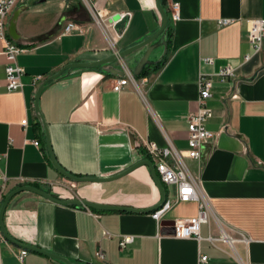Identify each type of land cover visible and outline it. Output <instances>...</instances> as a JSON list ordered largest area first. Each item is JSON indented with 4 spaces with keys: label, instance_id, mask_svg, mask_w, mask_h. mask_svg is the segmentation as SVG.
<instances>
[{
    "label": "crops",
    "instance_id": "1",
    "mask_svg": "<svg viewBox=\"0 0 264 264\" xmlns=\"http://www.w3.org/2000/svg\"><path fill=\"white\" fill-rule=\"evenodd\" d=\"M174 2L177 20L172 18ZM164 5L168 22L159 42L166 44L153 49V64L143 68L142 76L134 75V70L146 48L114 64L125 69L124 76L134 78L120 92L113 87L124 76L102 68L72 70L43 90L40 107L63 167L80 176H110L138 160L151 159L141 139L187 149V120L197 106L198 79L200 74L209 75L211 97L205 104L212 116L206 127L215 136L202 145L201 162L184 159L199 178L208 221L199 224L197 236L175 237L172 225H161L152 212L95 211L25 190L13 196L4 215L5 227L16 240L76 264H199L202 254L208 257L207 264H264V41L259 53L242 61L250 51L247 20L264 18V0H164ZM16 10L18 38L13 40L7 28ZM97 11L105 14L102 24L96 21ZM122 13L126 17L120 21ZM221 18L232 21L220 26ZM115 20L118 23L111 25ZM69 22L82 31L65 33ZM160 24L155 0L16 4L6 31L22 49L17 63L25 73L22 89L7 88L6 41L0 38V168L8 177L4 188L0 181V208L22 185L61 198L75 196L66 184L71 180L51 163L35 111L41 83L71 62L124 50L153 34ZM224 65L235 67L236 76L221 81L216 73ZM25 118L27 128L22 125ZM74 183L85 185L75 198L96 202L148 208L160 198L147 166L110 182ZM163 186L171 202L164 219H187L203 210L198 201L176 202L175 188ZM123 235H133V242L121 246ZM222 238L230 241L223 243ZM22 248L0 228V264H63L28 249L21 261L17 253ZM100 249L105 259L97 257Z\"/></svg>",
    "mask_w": 264,
    "mask_h": 264
},
{
    "label": "built area",
    "instance_id": "2",
    "mask_svg": "<svg viewBox=\"0 0 264 264\" xmlns=\"http://www.w3.org/2000/svg\"><path fill=\"white\" fill-rule=\"evenodd\" d=\"M20 0H0V38L6 41L4 54L8 59L6 66L7 72V88L9 90H20L23 87L21 76L25 73V68L17 63V56L21 53L22 49L16 45L12 40L7 38L6 20L14 7ZM172 18L177 20L179 18L178 3L171 4ZM126 17L125 13L121 14L120 21ZM96 21L100 24L105 21V14L101 11L95 12ZM232 20L228 18L218 19V25L229 24ZM118 21H113L111 25L115 26ZM248 24V44L250 51L246 53L242 61H248L253 55L259 53L263 47L264 41V18H252L247 20ZM72 30L82 31L74 22H69L66 26L65 33ZM206 62H212V58H206ZM216 75L221 81L227 78L236 76V68L231 65H224L219 68ZM134 78L131 74L124 77H119L113 87L117 92H120L124 87L130 85ZM212 80L207 74H200L198 79V98L197 106L192 111L187 120V144L188 147L185 151H181L168 144L165 147L159 146L156 142L150 139H141V146L144 147L153 161L156 172L166 186H174L176 189V202L198 201L200 209L198 214L182 220H175L172 225L173 236L175 237H189L192 235L197 236L199 231V224L208 221L206 214V200L202 196L199 185V178L194 176L184 163V157L195 159L199 162L202 161V145L212 139L215 134L208 130L206 127L207 120L212 116V111L206 106V100L211 97ZM23 127L27 128L29 125L28 118L22 121ZM38 146L40 142L34 141ZM8 177L5 172L0 168V181L4 183L3 188ZM171 208V202L167 199L165 202L153 212V218L158 222L165 218L166 213ZM109 234V232H106ZM111 235V234H109ZM243 240L245 238H242ZM133 235H123L121 239V246L133 242ZM228 240V238H222ZM28 250L25 248L20 249L17 253L19 260L23 261L27 256ZM100 259H105V252L100 249L96 254ZM208 257L205 254L199 256V264H207Z\"/></svg>",
    "mask_w": 264,
    "mask_h": 264
},
{
    "label": "water",
    "instance_id": "3",
    "mask_svg": "<svg viewBox=\"0 0 264 264\" xmlns=\"http://www.w3.org/2000/svg\"><path fill=\"white\" fill-rule=\"evenodd\" d=\"M155 5H156V9L160 15L161 24H160L159 28L153 34H151L150 36H148L144 40H141L140 42H137L136 44H134V45H132V46H130L124 50L114 52L112 55H110L108 57L89 61V62H71L69 64H66L60 70H58L56 73L48 76L39 86V88L36 92V96H35V111H36L37 117L39 118V121L42 125V130H43V133L45 135V140H46V144H47V147L49 150V157H50L51 163L64 177H66L67 179H69L73 182L105 183V182H110V181L119 179V178L131 173L132 171H134L135 169H137L141 166H147V167H149V170L151 172V176L153 178V183L159 192V195H160L159 200L155 204H153V206H151V207L135 208V207L120 205V204H109V203H103V202H96V201L78 198V197L77 198H61V197L56 196L54 193L47 191L43 188H39V187H36L34 185H22V186L15 188L14 190H12L5 197V199L1 205V208H0V228H1L3 235L9 241L13 242L14 244H16L20 247L26 248L28 250L42 253L46 256H49L55 260L60 261L63 264H76L71 259L64 257L62 255L56 254L54 252H51L47 249L20 242V241L16 240L15 238H13L8 233V231L5 227V223H4L5 211L7 209V206L9 204L10 200L13 198V196H15L17 193H19L21 191L27 190V191L34 192L36 194L43 196L44 198H46L48 200H51L53 202H56V203H59L62 205L85 206V207H88L91 209L101 210V211H127V212H136V213H148V212H153L154 210H156L165 201V199H166L165 188H164L158 174L156 173V170L153 166V161L149 158H144V159L138 160L135 163H133L131 166H129L128 168L122 170L121 172H118L117 174L110 175V176H80V175H77V174L70 172L65 167H63L59 163V161L57 160L56 155L54 153V149H53V145H52V141H51L50 129H49L48 123L46 121V118H45V116L41 110V107H40V97H41L43 90L49 84L57 81L58 79H60L61 77L65 76V75H67L72 70H86V69H92V68H102L108 74L115 75V76L116 75L124 76L126 74L125 69L124 68L118 69V68H116V66L114 64L117 62H120L122 60H125L129 56L134 54L135 52L146 48L145 53L143 54L141 60L139 61V63L137 64V66L134 70V75L140 76L142 71H143V68L145 66L153 64V61L150 59V56L153 52V49L161 43L166 44L165 41H163V42H159V41L161 39L162 33L166 29L167 22H168V15H167L166 9L162 6L161 0H155ZM19 13H20V10H16L12 14V16L9 20L8 28H7L8 34L11 37V39H13V40H17V38H18L16 21H17ZM173 223H174L173 220H166V219H163L160 222L161 225H173Z\"/></svg>",
    "mask_w": 264,
    "mask_h": 264
},
{
    "label": "rangeland",
    "instance_id": "4",
    "mask_svg": "<svg viewBox=\"0 0 264 264\" xmlns=\"http://www.w3.org/2000/svg\"><path fill=\"white\" fill-rule=\"evenodd\" d=\"M185 158H186V157H184V159H185ZM184 159H183V160H184ZM153 166H154V165H153ZM154 168H155V167H154ZM155 170H156V169H155ZM156 173H157V172H156ZM70 182H71V183H70ZM70 182H67L66 184L69 185V186L72 188V189H71V192L73 193V195H75V196L73 197V198H75V197L78 195V192L81 190V188H82L83 186H85V185H84L83 183H82V184H81V183H74L73 181H70ZM161 182H162V181H161ZM162 184H163V183H162ZM164 185H165V184H164ZM168 187H174V186H168ZM68 188H69V187H68ZM68 188H67V189H68ZM174 188H175V187H174ZM175 191H176V189H175ZM66 192H67V191H66ZM165 200H166V199H165ZM164 202H165V201H164ZM164 202H163V203H164ZM163 203H162V204H163ZM162 204H161V205H162ZM161 205H160V206H161ZM160 206H159V207H160ZM159 207H158V208H159ZM158 208H157V209H158ZM157 209H156V210H157ZM92 210H95V209H92ZM154 211H155V210H154ZM154 211H153V212H154ZM153 212H152V215H153ZM162 220H163V219H162ZM162 220H161V221H162ZM161 221H160V222H161ZM173 224H174V223H173ZM212 241H213V239H212ZM226 241L229 242L228 240H224V241H221V242L226 243ZM97 257H98V256H97ZM98 258H99V257H98ZM99 259H100V258H99Z\"/></svg>",
    "mask_w": 264,
    "mask_h": 264
},
{
    "label": "trees",
    "instance_id": "5",
    "mask_svg": "<svg viewBox=\"0 0 264 264\" xmlns=\"http://www.w3.org/2000/svg\"><path fill=\"white\" fill-rule=\"evenodd\" d=\"M161 3H162V6L165 8L164 0H161ZM165 9H166V8H165ZM144 73H145V71H143V72L141 73V76H142ZM95 211H100V210H95Z\"/></svg>",
    "mask_w": 264,
    "mask_h": 264
},
{
    "label": "bare ground",
    "instance_id": "6",
    "mask_svg": "<svg viewBox=\"0 0 264 264\" xmlns=\"http://www.w3.org/2000/svg\"><path fill=\"white\" fill-rule=\"evenodd\" d=\"M167 200V199H166Z\"/></svg>",
    "mask_w": 264,
    "mask_h": 264
}]
</instances>
